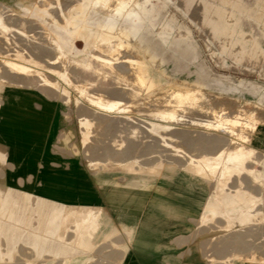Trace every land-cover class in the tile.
Listing matches in <instances>:
<instances>
[{
    "label": "rangeland",
    "instance_id": "374dc122",
    "mask_svg": "<svg viewBox=\"0 0 264 264\" xmlns=\"http://www.w3.org/2000/svg\"><path fill=\"white\" fill-rule=\"evenodd\" d=\"M83 1L20 0L18 2H28V4L24 7H15V10L0 3V38H2L0 39V49H2V51L0 50V63L4 64L2 66L0 64V83L3 77L1 73L6 69L9 70V73L11 71L10 77L16 78L20 75V79L28 78V85L31 89L64 102L62 104L66 107L65 117L69 122L74 123V130L70 129V142L66 144L67 138L70 136H67L61 142L66 144L67 151H72L81 156L94 171H98L95 180L101 186H105L107 183L116 184L120 173L124 176L125 182L123 185L133 183L136 189L137 187L147 186L149 182L157 180L158 176L163 173L166 156L172 157L174 160L189 157L192 162L198 161L197 170L199 169L198 171L201 173L215 174L219 172L220 175H232L234 172L236 174L244 172L254 174L255 171L257 175L264 173V158L258 156L251 146V142L259 136L260 125L264 121V0H149L146 2V7L150 9V13L147 15L137 8L140 10L141 20L136 19L138 28L133 30L129 28L130 25L127 26V11L120 12L117 15L113 11L103 12L101 5H95L94 0H89L90 9L88 15L85 16L87 21L82 22L80 19L78 23L76 22V28L72 27L71 22H68L70 20L69 16H73L78 9H76L77 4ZM117 1L119 0H105V2ZM139 1L141 0H124V2L132 3V6L126 5L125 7H136V2ZM109 9H111V6ZM22 14L28 20L25 21L26 18L22 17ZM12 16L15 17V20ZM18 18L22 22H17L19 21ZM108 21L115 22L117 27L125 25V30L120 32L116 30L110 32L109 30L108 33L107 29L103 28ZM11 22L18 24H12ZM67 26L70 29L68 33L64 31ZM43 27L44 32H42ZM163 35L168 38L167 41L163 39ZM3 36L7 39L5 38V40ZM146 40L149 41L150 48H140L138 42H145ZM121 42L124 43L122 46L119 44ZM97 47L104 50L114 47L118 54L112 59L96 58L95 54H100V51L96 49ZM40 49L42 52H40ZM102 53L111 55L106 51ZM121 56L127 61L126 65L130 70L129 72L122 65L120 66L121 69L115 65L117 62L120 63L124 60ZM103 63L109 65L105 66ZM113 65L115 66L113 67ZM4 66L8 68L4 69ZM109 66L112 67L111 70H109ZM15 71H18L19 74L17 75ZM125 71L127 75H125ZM13 74H16V77ZM140 74L144 76V79L141 80ZM99 78L101 79L99 80ZM152 78H158L159 82L150 85L149 82L152 81ZM185 79L189 81H185ZM196 86L201 87V89L197 90ZM119 87L129 88V92L132 94L128 93L127 89ZM178 90L181 91L179 93L174 92ZM183 91H185L184 94ZM125 92L130 96H124L123 93ZM193 94H197V96ZM117 95L122 98L116 99ZM131 95L135 96L132 97ZM176 99L179 100L176 101ZM147 100L149 104H146L148 103ZM136 101H139L138 104H140L138 105ZM119 104L122 107H118ZM136 105L138 106L136 107ZM164 105H167V107ZM173 105L176 107L173 108ZM189 105H191L190 108ZM145 106L148 108H145ZM220 110L223 112H220ZM249 112L255 118L252 123L251 121L243 122L245 119H242L244 116L240 113ZM175 115H177V118H175ZM209 116L212 117L211 120ZM222 116L227 117V120L223 119ZM228 116L237 120L232 123ZM126 120H129V122ZM138 120L140 121L138 122ZM148 121L158 127L151 126V124L149 126ZM211 121H215L216 124L221 122L222 125L219 124L218 129L214 131L216 124ZM223 125L224 129L222 128ZM219 126L223 130H219ZM164 131H167V134ZM234 132H238V134H234ZM240 132L243 134L240 135ZM223 134L225 135L223 136ZM218 136L219 140H217ZM226 136L227 140L230 136L228 145L233 143L231 141H234L233 147H231L232 144L230 148L228 147L227 141H225ZM233 136L234 138L237 137L238 142L242 141L240 143L236 141V145ZM223 137L225 140L221 141ZM118 139L119 141H117ZM106 148H108L107 151ZM207 148L210 152L206 150V154L204 149ZM109 150L110 152H108ZM237 151L240 154L242 153V156L239 159H233L234 155L238 153ZM2 153L3 150L0 147V158L3 157ZM200 153L202 155H195ZM211 156L213 157L211 158ZM104 159L106 160L104 161ZM252 160H255L254 163H252ZM212 166L215 168L213 169ZM256 168L259 170H255ZM2 176L3 171L0 169V177ZM108 180L109 182H107ZM140 181L144 183L141 185V183H138ZM136 193L137 203L146 197L144 193ZM108 194L110 193L106 191V195ZM260 198L253 199L252 206L261 210ZM27 203L23 200V209H20L12 217L13 220H18L19 224L18 226L17 224L11 225L22 226V232L18 233L15 229L8 230V224H5L1 230L7 240L2 239L0 241L4 246L0 245V264H71L74 257L79 258L77 264H131L133 263L132 254L129 253L128 244L132 243L137 251L141 250L134 230L139 215L136 207L131 215L132 219L130 217L129 220L123 221L119 215L122 206H111L112 209L116 210L118 214L117 221L127 237V242L120 244L117 242L122 239V235L113 225H107L103 228L100 227V225H103L102 223L91 221L90 211L92 210L90 206L87 210L81 208L82 210L79 209L75 213L76 208L60 202L59 216L56 214L54 220L51 211L54 205L55 208L58 206L57 202L53 203V201L42 197H38L36 201L33 197L32 204H37L33 209ZM145 214H147V211ZM81 219L84 220L83 225L87 229L83 238L79 236L80 232L76 230V222ZM25 225L26 228H24ZM28 231H35L42 236L46 235L51 241L43 248L42 241H29L26 236ZM7 233L10 234V239L7 238ZM86 235H90V237ZM20 237L22 242L18 246L12 245ZM87 238L88 240L89 238L93 239L88 242ZM90 243H92V246ZM122 251L124 252L122 253Z\"/></svg>",
    "mask_w": 264,
    "mask_h": 264
},
{
    "label": "crops",
    "instance_id": "0c3cea01",
    "mask_svg": "<svg viewBox=\"0 0 264 264\" xmlns=\"http://www.w3.org/2000/svg\"><path fill=\"white\" fill-rule=\"evenodd\" d=\"M0 1L12 9L28 4L18 2L20 0ZM142 3L136 2V7H125V4L116 2H102L100 5L103 12L113 11L115 15L127 11V26L133 30L138 28L136 19L141 20L138 9ZM76 9L68 21L74 28L80 19L87 21L89 0L79 2ZM143 13L148 15L150 10ZM21 16L28 20L23 14ZM103 28L108 33L109 30L120 32L125 30V25L117 27L115 22L108 21ZM64 31L68 33L69 26ZM163 39L168 40L164 35ZM138 46L148 49L150 43L146 40L138 42ZM1 75L0 147L3 157L0 158V169L3 176L0 177V241L7 240L1 231L5 224L18 226L19 221L12 217L23 209V200L33 209L37 204H32V198L37 201L42 197L57 202L58 206L55 208L54 205L51 211L54 220L60 211V202L74 208L95 206L101 209L123 234L117 243L125 244L127 237L117 221L116 210L111 208L120 205L117 192L122 188L117 186L123 185L124 176L120 173L116 184L101 186L95 180L98 171H94L81 156L66 150L74 123L65 117L64 102L31 89L28 78L10 77L8 70ZM67 136L70 137L66 144H62L61 140ZM251 146L258 156L264 158V121ZM206 150L210 151L207 148L204 152ZM198 165L189 157L174 160L166 156L163 173L158 179L135 189L146 197L136 205L139 215L135 235L141 250L137 251L134 244H128L131 264H264V173L262 176L246 172L205 174L198 172ZM106 191L110 194L106 195ZM257 197H261V210L252 206ZM20 242L21 237L12 245L18 246Z\"/></svg>",
    "mask_w": 264,
    "mask_h": 264
},
{
    "label": "bare ground",
    "instance_id": "6f19581e",
    "mask_svg": "<svg viewBox=\"0 0 264 264\" xmlns=\"http://www.w3.org/2000/svg\"><path fill=\"white\" fill-rule=\"evenodd\" d=\"M102 1L105 2V0H94V2H95L96 4H101ZM119 1H121V2H119ZM119 1L116 2V3H119V5H122V3H123V4H125V6H126V5H130V6H132V3H131V2H124V0H119ZM147 1H149V0H141V1H139V2H144V3L141 4L140 8H141V10H143V11H145V12H147L148 10H150V9H148V8L146 7V2H147ZM109 4H110V2H109ZM102 8H103V7H102ZM3 9H4V8H3ZM103 11H104V10H103ZM12 12H13V11H12ZM101 12H102V11H101ZM9 13L12 14L11 12H9ZM9 13H8V14H9ZM118 14H119V13H118ZM3 15H4V14H3ZM5 16H6V15H5ZM8 16H9V15H8ZM15 16H16V15H15ZM17 16H18V15H17ZM17 16H16V17H17ZM19 16H20V15H19ZM19 16H18V17H19ZM12 17H13L14 20H15V17H14V16H12ZM20 17H21V16H20ZM66 17H68V16H66ZM5 18H6V17H5ZM5 18H4V19H5ZM8 18H10V17H8ZM65 19H66V18H65ZM7 20H8V19H7ZM14 20H13V21H14ZM18 20H19V21H17V22H20V21H21L19 18H18ZM24 20L26 21V19H24ZM8 21H9V20H8ZM11 21H12V20H11ZM21 22H22V21H21ZM5 23H6V22H5ZM7 23H8V22H7ZM9 23H10V22H9ZM11 23H12V22H11ZM12 24H18V23H15V22H14V23H12ZM8 25H9V24H8ZM13 26H14V25H13ZM17 26H19V25H17ZM31 27H32V26H31ZM40 27H41V26H40ZM17 28H18V27H17ZM22 28H23V26H22ZM29 28H30V27H29ZM24 29H26V28H24ZM43 30H44V27H43V29H42V32H44ZM0 31H1V30H0ZM3 31H5V30H3ZM15 32H17V31H15ZM12 33H13V31H12ZM7 34H8V33H7ZM9 34H10V33H9ZM1 37H2V36H1ZM3 37H4V39L6 38L5 36H3ZM15 37H16V36H15ZM20 37H21V35H20ZM47 37H48V36H47ZM50 37H51V36H50ZM54 37H55V36H54ZM9 38H10V37H9ZM9 38H8V39H9ZM11 38H12V37H11ZM0 39H2V38H0ZM6 39H7V38H6ZM6 39H5V40H6ZM13 39H14V38H13ZM13 39H12V40H13ZM107 39H108V38H107ZM5 40H4V41H5ZM16 40H17V39H16ZM51 40H52V39H51ZM54 40H56V39H54ZM4 41H3V42H4ZM105 41H106V40H105ZM0 42H1V41H0ZM5 42H6V41H5ZM5 42H4V43H5ZM19 42H20V41H19ZM23 42H24V41H23ZM6 43H7V42H6ZM8 43H9V42H8ZM1 44H3V43H1ZM48 44H49V43H48ZM51 44L53 45V43H51ZM119 44H120V46H122V44H124V43L121 42V43H119ZM9 45H10V44H9ZM20 45H21V44H20ZM100 45H101V44H100ZM103 46H104V45H103ZM1 48H2V45H1ZM3 48H4V47H3ZM123 48H124V47H123ZM9 49H10V48H9ZM96 49H97L98 51H100V54H99V53L95 54L96 58H100V57H101V58H106V59H107V58H108V59H109V58L112 59V58H114V57L118 54V53H116V49H115L114 47L111 48V49H107V50L100 49V48H98V47H97ZM0 50L2 51V49H0ZM28 50H29V49H28ZM104 51L111 53V55H104L105 53H102V52H104ZM31 52H32V51H31ZM40 52H42L41 49H40ZM156 52H157V51H156ZM29 53H30V52H29ZM157 53H158V52H157ZM33 55H34V54H33ZM43 55H44V54H43ZM54 55H55V54H54ZM5 56H6V55H5ZM45 56H46V55H45ZM124 57H125V56H124ZM129 57H130V56H129ZM153 57H154V56H153ZM8 58H9V57H8ZM39 58H40V57H39ZM54 58H55V57H54ZM121 58H123V56H121ZM111 59H110V60H111ZM119 59H120V58H119ZM119 59H118V61H119ZM123 59H124V58H123ZM127 60H128V59H127ZM0 61H1V60H0ZM100 61H101V60H100ZM111 61H112V60H111ZM120 61H121V60H120ZM92 62H93V61H92ZM126 62H127V61L124 59L122 62H120V63L117 62L116 64H115V63H114V64L117 66V68L120 67V66L122 65V67H123L126 71L129 72L130 70H129V68H128L127 65H126ZM141 62H142V61H141ZM60 63H61V62H60ZM111 63H112V62H111ZM0 64H1V66H2L3 63H0ZM47 64H48V63H47ZM99 64H101V63H99ZM103 64H104V63H103ZM105 64H106V63H105ZM105 64H104V65H105ZM3 65H4V64H3ZM22 65H23V64H22ZM57 65H58V64H57ZM59 65H60V64H59ZM101 65H102V64H101ZM108 65H109V64H108ZM108 65H105V66H108ZM115 65H113V67H114ZM1 66H0V67H1ZM53 66H54V64H53ZM95 66H96V65H95ZM105 66H104V67H105ZM110 66H111V65H110ZM110 66H109V68H110ZM6 67H7V66H4V69H5ZM97 67H98V66H97ZM101 67H102V66H101ZM101 67H100V68H101ZM7 68H8V67H7ZM10 68H11V66H10ZM15 68H16V67H15ZM22 68H23V67H22ZM107 68H108V67H107ZM111 68H112V67H111ZM111 68H110L109 70H111ZM115 68H116V67H115ZM12 69H14V68H12ZM16 69H17V68H16ZM102 69H103V68H102ZM105 69H106V68H105ZM120 69H121V67H120ZM131 69H132V68H131ZM5 70H6V69H5ZM5 70H4V71H5ZM98 70H99V69H98ZM112 70L114 71V68H113ZM1 71H2V68H1ZM4 71H3V72H4ZM8 71H9V70H8ZM92 71H93V70H92ZM116 71H117V70H116ZM126 71H125V73H126ZM133 71H134V70H133ZM138 71H139V70H138ZM15 72H16V71H15ZM17 72H18V71H17ZM17 72H16V74L18 75L19 72H18V73H17ZM97 72H98V71H97ZM119 72H120V71H119ZM121 72H122V71H121ZM10 73H11V71H10ZM113 73H114V72H113ZM1 74H2V73H1ZM11 74H12V73H11ZM16 74H13V75H15V77H16ZM75 74H76V73H75ZM91 74H92V73H91ZM7 75H8V74H7ZM13 75H12V76H13ZM94 75H95V74H94ZM99 75H100V74H99ZM125 75H127V73H126ZM132 75H133V74H132ZM31 76H32V75H31ZM96 76H97V75H96ZM101 76H102V75H101ZM112 76H113V75H112ZM129 76H130V75H129ZM129 76H128V77H129ZM139 76H140L141 80L144 79V76H143V75L140 74ZM18 77L20 78V75H19ZM102 77H103V76H102ZM102 77H101V78H102ZM104 77H105V76H104ZM119 77H120V76H119ZM122 77H123V76H122ZM9 78H10V77H9ZM9 78H8V79H9ZM93 78H94V77H93ZM101 78H99V80H100ZM83 79H84V78H83ZM91 79H92V77H91ZM103 79H104V78H103ZM106 79H107V78H106ZM112 79H113V78H112ZM131 79H133V78H131ZM135 79H136V78H135ZM135 79H134V80H135ZM113 80H114V79H113ZM125 80H126V79H125ZM141 80H140V81H141ZM28 81H29V80H28ZM110 81H111V80H110ZM117 81H118V80H117ZM8 82H9V81H8ZM83 82H84V81H83ZM119 82H120V81H119ZM119 82H118V83H119ZM135 82H136V81H135ZM157 82H159V79H158V78H157V79H156V78H155V79L152 78V81H150L149 84H150V85H154V83H157ZM142 83H143V82H142ZM184 83L190 84V83H188V82H184ZM5 84H6V83H5ZM87 84H88V83H87ZM99 84H101V83H99ZM123 84H124V83H123ZM117 85H118V84H117ZM136 85H137V84H136ZM171 85H172V84H171ZM110 86H111V85H110ZM125 86H126V84H125ZM146 86H147V85H146ZM163 86H164V85H163ZM46 87H47V86H46ZM102 87H103V86H102ZM149 87H150V86H149ZM48 88H49V87H48ZM97 88H98V87H97ZM110 88H111V87H110ZM119 88H122V87H119ZM134 88H135V87H134ZM134 88H133V89H134ZM164 88H165V87H164ZM51 89H52V88H51ZM101 89H102V88H101ZM116 89H117V88H116ZM122 89H127V90H128V93H131V92H129V88H125V87H124V88H122ZM122 89H121V90H122ZM135 89H136V88H135ZM181 89H182V88H181ZM196 89L199 90V89H201V88L198 87V86H196ZM55 90H56V89H55ZM55 90H54V91H55ZM93 90H94V89H93ZM161 90H163V89H161ZM165 90H166V89H165ZM51 91H53V90H51ZM94 91H95V90H94ZM101 91H102V90H101ZM122 91H123V90H122ZM124 91H125V90H124ZM138 91H139V90H138ZM143 91H144V86H143ZM155 91H156V90H155ZM180 91H181V90L174 91V92H175V93H179ZM132 92H133V91H132ZM157 92H158V91H157ZM55 93H56V92H55ZM96 93H98V92H96ZM113 93H114V92H113ZM113 93H111V94H113ZM125 93H126V92H125ZM125 93H123L124 96H125V95H129L128 93H126V94H125ZM143 93H144V92H143ZM155 93H156V92H155ZM155 93H154V94H155ZM184 93H185V91H183V94H184ZM114 94H115V93H114ZM123 94H122V95H123ZM131 94H132V93H131ZM138 94H139V93H138ZM156 94H157V93H156ZM170 94H171V93H170ZM208 94H209V93H208ZM58 95H59V94H58ZM115 95H116V94H115ZM140 95H141V94H140ZM151 95H152V94H151ZM171 95H172V94H171ZM188 95H189V94H188ZM193 95H194V96H197V94H193ZM117 96H118V95H117ZM120 96H121V94H120ZM120 96H118L116 99H118ZM129 96H130V95H129ZM131 96L133 97V96H135V95H131ZM211 96H212V95H211ZM127 97H128V96H127ZM144 97H145V96H144ZM207 97H208V96H207ZM121 98H122V97H120V99H121ZM130 98H131V97H130ZM139 98H140V97H139ZM173 98H174V97H173ZM128 99H129V98H128ZM140 99H141V98H140ZM146 99H147V98H146ZM154 99H155V98H154ZM170 99H171V97H170ZM192 99H193V98H192ZM142 100H143V99H142ZM152 100H153V99H152ZM172 100H173V99H172ZM178 100H179V99H178ZM178 100L176 99V101H178ZM183 100H184V99H183ZM186 100H187V99H186ZM186 100H185V101H186ZM188 100H189V98H188ZM198 100H199V99H198ZM207 100H208V99H207ZM119 101H120V100H119ZM122 101H123V100H122ZM126 101H127V100H126ZM128 101H131V100H128ZM144 101H145V99H144ZM147 101H148V100H147ZM153 101H156V100H153ZM153 101H152V102H153ZM167 101H169V100H167ZM170 101H171V100H170ZM173 101H174V100H173ZM173 101H172V102H173ZM190 101H191V100H190ZM193 101H194V100H193ZM210 101H211V100H210ZM133 102H134V101H133ZM136 102H137V101H136ZM138 102H139V101H138ZM138 102H137V104H138ZM140 102H141V101H140ZM150 102H151V101H150ZM157 102H158V101H157ZM162 102H163V100H162ZM183 102H184V101H183ZM195 102H196V101H195ZM85 103H86V102H85ZM128 103H129V102H128ZM153 103H154V102H153ZM159 103H160V102H159ZM170 103H171V102H170ZM170 103H169V104H170ZM176 103H177V102H176ZM188 103L190 104V102H188ZM206 103H207V102H206ZM95 104H96V103H95ZM110 104H111V103H110ZM124 104H125V102H124ZM139 104H140V103H139ZM139 104H138V105H139ZM146 104H149V101H148V103H146ZM151 104H152V103H151ZM151 104H150V106H152ZM173 104H174V102H173ZM178 104H179V103H178ZM181 104H182V103H181ZM185 104H186V103H185ZM192 104H193V102H192ZM197 104H198V101H197ZM209 104H210V103H209ZM211 104H212V103H211ZM119 105H120V106H119ZM119 105H118V107H122L121 104H119ZM138 105H136V107H137ZM162 105H163V103H162ZM162 105H161V106H162ZM171 105H172V104H171ZM175 105H176V104H175ZM175 105H173V108H174ZM207 105H208V104H207ZM101 106H102V105H101ZM116 106H117V105H116ZM128 106H129V105H128ZM141 106H142V105H141ZM147 106L150 107L149 105H147ZM156 106H157V105H156ZM164 106L167 107V105H164ZM169 106H170V105H169ZM176 106H177V105H176ZM176 106H175V107H176ZM190 106H191V105H189L188 107L190 108ZM113 107H114V105H113ZM113 107H112V108H113ZM130 107H131V106H130ZM130 107H129V108H130ZM132 107H133V106H132ZM132 107H131V108H132ZM148 107L145 106V108H148ZM153 107H154V104H153ZM153 107H152V108H153ZM165 107H164V108H165ZM185 107H187V106H185ZM188 107H187V108H188ZM196 107H197V106H196ZM202 107H203V106H202ZM85 108H86V107H85ZM87 108H88V107H87ZM108 108H109V107H108ZM114 108H115V107H114ZM126 108H127V106H126ZM152 108H151V109H152ZM154 108H155V107H154ZM157 108H158V107H157ZM160 108H161V107H160ZM162 108H163V107H162ZM162 108H161V109H162ZM171 108H172V106H171ZM205 108H206V107H205ZM12 109H13V108H12ZM134 109H135V108H134ZM134 109H133V110H134ZM168 109H169V108H168ZM184 109H185V108H184ZM207 109H208V107H207ZM91 110H92V109H91ZM120 110L122 111L121 108H120ZM145 110H147V109H145ZM145 110H144V111H145ZM153 110H154V109H153ZM171 110H173V109H171ZM178 110H179V109H178ZM223 110H224V108H223ZM81 111H82V110H81ZM109 111H110V110H109ZM117 111H118V110H117ZM148 111H149V109H148ZM10 112H11V111H10ZM91 112H92V111H91ZM107 112H108V111H107ZM125 112H126V111H125ZM146 112H147V111H146ZM146 112H145V113H146ZM177 112H178V111H177ZM199 112H200V111H199ZM206 112H207V111H206ZM208 112H209V111H208ZM216 112H217V111H216ZM220 112H223V111L220 110ZM220 112H219V115H220ZM237 112H238V111H237ZM243 112H244V111H243ZM92 113H93V112H92ZM166 113H167V112H166ZM179 113H180V112H179ZM202 113H203V112H202ZM209 113H210V112H209ZM211 113H212V112H211ZM79 114H80V113H79ZM148 114H149V113H148ZM148 114H146V115L148 116ZM177 114H178V113H177ZM224 114H225V113H224ZM28 115H29V114H28ZM92 115H93V114H92ZM149 115H150V114H149ZM152 115H153V114H152ZM168 115H169V114H168ZM225 115H226V114H225ZM225 115H224V116H225ZM237 115H238V114H237ZM240 115H242V116L245 117V118H244V117L242 118V119H245V121H243V122H247V121L250 122V121H251V123H252L253 119L255 118L254 115H253L252 113H250V112H249V113H240ZM147 116H145V117H147ZM150 116H151V115H150ZM156 116H157V114H156ZM175 116H176V117H175ZM175 116H174V117L177 118V115H175ZM211 116H212V115H211ZM242 116H241V117H242ZM26 117H27V116H26ZM107 117H108V116H107ZM117 117H118V116H117ZM153 117H154V116H153ZM162 117H163V116H162ZM178 117H180V116H178ZM214 117H215V116H214ZM218 117H220V116H218ZM222 117H223V116H222ZM228 117H229V116H228ZM230 117H231V116H230ZM230 117H229V119H231V122H232V123H234L235 120H237V119H232V118H230ZM238 117H239V116H238ZM238 117H236V118H238ZM104 118H105V117H104ZM209 118H210V116H209ZM234 118H235V117H234ZM97 119H98V118H97ZM108 119H109V118H108ZM117 119H118V118H117ZM145 119H146V118H145ZM166 119H167V118H166ZM166 119H165V120H166ZM173 119H174V118H173ZM193 119H194V118H193ZM211 119H212V117L210 118V120H211ZM221 119H222V118H221ZM223 119H226V120H227V117H226V118L223 117ZM239 119H241V118H239ZM122 120H123V119H122ZM162 120H163V119H162ZM168 120H169V119H168ZM170 120H171V119H170ZM213 120H214V119H213ZM85 121H87V120H85ZM96 121H97V120H96ZM114 121H115V120H114ZM117 121H118V120H117ZM117 121H116V122H117ZM123 121H124V120H123ZM126 121L129 122V120H126ZM126 121H125V122H126ZM139 121H140V120H138V122H139ZM149 121H151V120H149ZM149 121H148V122H149ZM207 121H209V119H207ZM224 121H225V120H224ZM224 121H223V122H224ZM102 122H103V121H102ZM111 122H112V120H111ZM193 122H194V120H193ZM203 122H204V121H203ZM211 122H214V124H216L215 121H211ZM219 122H220V121H219ZM226 122H228V121H226ZM231 122L229 121L230 126H231ZM243 122H242V124H244ZM9 123H10V122H9ZM134 123H137V122H134ZM144 123H145V122H144ZM151 123H152V122H149L148 125L150 126ZM194 123H195V122H194ZM198 123H199V122H198ZM20 124H21V123H20ZM28 124H29V123H28ZM103 124H104V123H103ZM122 124H123V123H122ZM124 124H125V123H124ZM138 124H139V123H138ZM146 124H147V123H146ZM190 124H191V123H190ZM199 124H200V123H199ZM201 124H202V123H201ZM209 124H210V123H209ZM209 124H208V125H209ZM214 124H213V125H214ZM219 124H221V122H220ZM219 124H218V122H217L216 127H217ZM242 124L239 125V126L241 127ZM25 125H26V124H25ZM126 125H127V124H126ZM129 125H130V124H129ZM134 125H135V124H134ZM140 125H141V124H140ZM152 125H153V124H151V126H152ZM162 125H163V124H162ZM195 125H196V124H195ZM221 125H222V124H221ZM221 125H220V126H221ZM236 125H237V124H236ZM28 126H29V125H28ZM107 126H108V125H107ZM122 126H125V125H122ZM122 126H121V127H122ZM132 126H133V125H132ZM153 126H154V125H153ZM155 126H157V125H155ZM155 126H154V127H155ZM167 126H168V125H167ZM198 126H199V125H198ZM210 126H212V125H210ZM220 126H219V128H220L219 130H223V129H224V125H223V127H222L223 129H221ZM244 126H245V125H244ZM246 126H247V125H246ZM248 126H249V125H248ZM251 126H253V125H251ZM101 127H103V126L101 125ZM105 127H106V126H105ZM112 127H113V126H112ZM157 127H158V126H157ZM157 127H156V128H157ZM204 127H205V126H204ZM206 127H207V126H206ZM212 127H215V126H212ZM216 127H215V130H214V131H216V129H218V127H217V128H216ZM233 127H234V126H233ZM236 127H237V126H236ZM236 127H235V128H236ZM9 128H12V127H9ZM95 128H96V127H95ZM97 128H98V127H97ZM137 128H138V126L136 127V129H137ZM210 128H211V127H210ZM231 128H232V126H231ZM244 128H245V127H244ZM17 129H18V128H17ZM104 129H105V128H104ZM109 129H110V128H109ZM136 129H135V130H136ZM172 129H173V127H172ZM207 129H208V128H207ZM227 129H228V128H227ZM229 129H230V128H229ZM242 129H243V128H242ZM242 129H241V130H242ZM249 129H250V127H249ZM24 130H25V129H24ZM24 130H23V131H24ZM120 130H121V129H120ZM132 130H133V127H132ZM135 130H134V131H135ZM230 130H231V129H230ZM258 130H259V129H258ZM17 131H18V130H17ZM121 131H122V130H121ZM128 131H129V130H128ZM130 131H131V130H130ZM142 131H143V130H142ZM211 131H212V130H211ZM225 131H226V129H225ZM225 131H224V133H225ZM227 131L229 132V130H227ZM234 131H235V129H234ZM255 131H256V130H255ZM255 131H253V132H255ZM12 132H13V131H12ZM31 132H32V131H31ZM161 132L163 133V131H161ZM164 132H165V131H164ZM166 132H167V131H166ZM166 132H165V133H166ZM169 132H170V130H169ZM208 132H209V131H208ZM219 132H220V131H219ZM238 132H239V131H238ZM238 132H237V133L234 132V134H235V133L238 134ZM243 132H245V131H243ZM18 133H19V132H18ZM29 133H30V132H29ZM132 133H133V132H132ZM134 133H135V132H134ZM165 133H164V134H165ZM210 133H211V132H210ZM221 133H223V131H221ZM255 133H256V132H255ZM25 134H26V133H25ZM149 134H150V133H149ZM166 134H167V133H166ZM168 134H169V133H168ZM215 134H217V133H215ZM227 134H228V133H227ZM227 134H226V135H227ZM242 134H243V133H242ZM242 134H241V132H240V135H242ZM253 134H254V133H253ZM256 134H257V133H256ZM23 135H24V133H23ZM27 135H28V134H27ZM30 135H31V134H30ZM113 135H114V134H113ZM170 135H171V134H170ZM224 135H225V134H223V136H224ZM232 135H233V134H232ZM18 136H19V135H18ZM153 136H155V135H153ZM200 136H201V135H200ZM216 136H217V135H216ZM216 136H215V138H216ZM220 136H221V135H220ZM245 136H246V135H245ZM229 137H230V136H228V140H229ZM254 137H255V136H254ZM26 138H27V137H26ZM26 138H25V141H27ZM110 138H111V137H110ZM110 138H109V139H110ZM211 138H213V137H211ZM233 138H234V136H233ZM236 138H237V137H236ZM236 138H234V139H235V142L237 141ZM247 138H248V136H247ZM12 139H13V138H12ZM15 139H16V138H15ZM18 139H20V136L18 137ZM29 139H30V136H29ZM83 139H84V138H83ZM120 139H121V138H120ZM154 139H155V138H154ZM168 139H169V138H168ZM209 139H210V138H209ZM209 139H208V140H209ZM213 139H214V138H213ZM219 139H220V138H219V136H218L217 140H219ZM221 139H222V138H221ZM248 139H249V138H248ZM250 139H252V138H250ZM37 140H38V139H37ZM114 140H115V139H114ZM211 140H212V139H211ZM224 140H225V139H224V137H223V140H221V141H224ZM228 140H227V136H226V140H225V141H227V142H226L227 145H228V143L230 142V140H229V141H228ZM246 140H247V139H246ZM28 141L31 142L30 140H28ZM117 141H119V139H118ZM122 141H123V140H122ZM200 141H201V140H200ZM214 141H215V140H213V142H214ZM241 141H242V140H241ZM241 141H240V142H241ZM247 141H248V140H247ZM247 141H246V142H247ZM20 142H21V141H19V143H20ZM35 142H36V141H35ZM133 142H134V141H133ZM213 142H212V143H213ZM231 142L234 143V141H231ZM237 142H238V141H237ZM237 142L235 143L236 145H237ZM240 142H238V143H240ZM23 143H24V142H23ZM121 143H122V142H121ZM135 143H136V142H135ZM146 143H147V142H146ZM215 143H216V141H215ZM224 143H225V142H224ZM233 143H231L232 145L230 144L231 147H233ZM247 143H248V142H247ZM249 143H250V142H249ZM20 144H21V143H20ZM24 144H26V143H24ZM87 144H88V142H87ZM101 144H102V143H101ZM105 144H106V143H105ZM114 144H115V143H114ZM118 144H119V143H118ZM139 144H140V143H139ZM139 144H138V145H139ZM151 144H152V143H151ZM158 144H159V143H158ZM178 144H179V143H178ZM210 144H211V143H210ZM220 144H221V143H220ZM235 144H234V145H235ZM15 145H16V144H15ZM29 145H30V144H29ZM107 145H108V144H107ZM146 145H147V144H146ZM153 145H154V144H153ZM190 145H191V144H190ZM205 145H206V144H205ZM218 145H219V144H218ZM230 145H228L229 148H230ZM243 145H244V142H243ZM210 146H211V145H210ZM238 146H241V145H238ZM238 146H236V147H238ZM19 147H20V146H19ZM25 147H26V146H25ZM32 147H33V146H32ZM86 147H87V146H86ZM88 147H90V146H88ZM117 147H118V146H117ZM117 147H115V148H117ZM134 147H135V146H134ZM153 147H154V146H153ZM217 147H219V146H217ZM247 147H248V146H247ZM247 147H246V149H247ZM28 148H29V147H28ZM100 148H101V147H100ZM111 148H112V147H111ZM135 148H136V147H135ZM155 148H156V147H155ZM229 148H228V149H229ZM92 149H93V148H92ZM107 149H108V148H106V151H107ZM219 149H220V148H219ZM233 149H234V148H233ZM235 149H236V148H235ZM235 149H234V150H235ZM243 149H245V148H243ZM246 149H245V151H246ZM249 149H250V148H249ZM251 149H252V148H251ZM94 150H95V149H94ZM126 150H127V149H126ZM147 150L149 151L148 147H147ZM147 150H146V151H147ZM204 150H205V149H204ZM253 150H254V149H253ZM96 151H97V149H96ZM128 151H129V150H128ZM152 151H153V150H152ZM162 151H163V150H162ZM220 151H221V149H220ZM250 151H251V150H250ZM257 151H258V150H257ZM108 152H110V150H109ZM118 152H119V151H118ZM123 152H124V151H123ZM209 152H210V151H209ZM211 152H212V151H211ZM214 152H215V151L213 150V153H214ZM217 152H218V150H217ZM226 152H227V151H226ZM237 152H238V151H237ZM161 153H162V152H161ZM205 153H206V151H205ZM122 154H123V153H122ZM146 154H147V153H146ZM206 154H207V153H206ZM206 154H204V155H206ZM214 154H215V153H214ZM252 155H253V154H252ZM256 155H257V154H256ZM84 156H85V155H84ZM99 156H102V155H99ZM111 156H112V155H111ZM115 156H116V154H115ZM131 156H132V155H131ZM187 156H188V155H187ZM218 156H219V155H218ZM241 156H242V153L240 154V153L238 152V153H236V154L234 155V158H233V159H239ZM152 157H153V156H152ZM154 157H155V156H154ZM174 157H175V156H174ZM192 157H194V156H192ZM196 157H197V156H196ZM201 157H203V156H201ZM212 157H213V156H211V158H212ZM231 157H232V156H231ZM249 157H250V154H249ZM256 157H257V156H256ZM102 158H103V157H102ZM105 158H106V157H105ZM111 158H112V157H111ZM113 158H114V157H113ZM117 158H118V157H117ZM221 158H222V157H221ZM93 159H94V158H93ZM108 159H109V158H108ZM193 159H194V158H193ZM233 159L231 158V160H233ZM246 159H247V158H246ZM249 159H251V158H249ZM258 159H259V158H258ZM105 160H106V159H104V161H105ZM116 160H117V159H116ZM142 160H143V159H142ZM189 160H190V159H189ZM209 160H210V159H209ZM256 160H257V159H256ZM99 161H100V160H99ZM102 161H103V160H102ZM145 161H146V160H145ZM154 161H155V160H154ZM183 161H184V160H183ZM195 161H196V160H195ZM200 161H201V160H200ZM223 161H224V159H223ZM254 161H255V160H252V163H254ZM127 162H128V161H127ZM131 162H132V160H131ZM193 162H194V161H193ZM196 162H198V161H196ZM206 162H207V161H206ZM219 162H220V161H219ZM245 162H246V161H245ZM262 162H263V161H262ZM262 162H261V164H262ZM126 164H127V163H126ZM128 164H129V163H128ZM221 164H222V163H221ZM246 164H248V163H246ZM179 165H182V164H179ZM183 165H184V164H183ZM206 165H207V164H206ZM210 165H211V164H210ZM219 165H220V164H219ZM219 165H218V167H219ZM250 165H251V164H250ZM262 165H263V164H262ZM128 166H129V165H128ZM213 166H214V164H213ZM213 166H212V167H213ZM220 166H221V165H220ZM227 166H228V165H227ZM245 166H246V165H245ZM251 166H252V165H251ZM129 167H130V166H129ZM133 168H134V167H133ZM139 168H140V167H139ZM214 168H215V167H213V169H214ZM220 168H221V167H220ZM244 168H246V167H244ZM218 169H219V168H218ZM251 169H253V168H251ZM147 170H148V169H147ZM198 170H199V169H198ZM247 170H248V169H247ZM263 170H264V169H263ZM252 171H253V170H252ZM198 172H199V171H198ZM255 172H256V171H255ZM255 172H254V174H255ZM263 172H264V171H263ZM138 173H139V172H138ZM199 173H201V172H199ZM202 173H204V172H202ZM216 173H217V172H216ZM234 173H235V172H234ZM249 173H250V172H249ZM259 173H260V172H259ZM205 174H206V173H205ZM241 174H242V173H241ZM252 174H253V173H252ZM150 175H151V174H150ZM156 176H157V175H156ZM261 176H262V175H261ZM158 177H159V176H158ZM141 178H142V177H141ZM151 178L154 179L153 177H151ZM109 180H110V179H109ZM109 180H108L107 182H109ZM60 181H61V180H60ZM64 182H65V181H64ZM75 182H76V181H75ZM77 182H78V181H77ZM70 183H71V182H70ZM78 183H79V182H78ZM138 183H141V181L138 182ZM138 183H137V184H138ZM142 183H144V182L142 181ZM142 183H141V185H142ZM257 183H258V182H257ZM107 184H109V183H107ZM75 185H76V184H75ZM135 185H136V184H135ZM141 185H140V186H141ZM143 185H144V184H143ZM78 186H79V185H78ZM233 186H234V185H233ZM82 187H83V186H82ZM136 187H137V186H136ZM83 188H84V187H83ZM115 188H116V186H115ZM117 188H122V191L117 192V194H119V196H120V200L118 199L119 202H120L119 204H120V206H122V211H120L121 214H119V215H120V218L123 219V221H127V219H128V220L130 219L132 213L134 212L135 207H137V206H136V205H137L136 203L138 202V200H137V195H135V193H136L137 191L135 190L136 188L133 186V183H131L130 185H122L121 187H118V186H117ZM123 188H124V189H123ZM126 188H127V189H126ZM134 188H135V189H134ZM137 188H138V187H137ZM58 189H59V188H58ZM61 189H62V188H61ZM182 189H183V188H182ZM69 190H70V189H69ZM77 190H78V189H77ZM185 190H186V189H185ZM110 191H111V190H110ZM135 191H136V192H135ZM66 192H67V191H66ZM70 192H71V191H70ZM76 192H77V191H76ZM79 192H80V191H79ZM87 192H88V191H87ZM113 192H114V191H113ZM113 192H112V193H113ZM191 192H192V191H191ZM73 194H74V193H73ZM136 194H137V193H136ZM63 195L65 196V194H63ZM67 195H68V194H67ZM68 196H70V195H68ZM68 196H67V197H68ZM92 196H93V195H92ZM72 197H73V196H72ZM80 197H81V196H80ZM86 197H87V196H86ZM113 197H114V196H113ZM70 198H71V196H70ZM124 198H127V200H125ZM187 198H188V197H187ZM258 198H259V197H258ZM90 199H91V198H90ZM94 199H95V198H94ZM94 199H93L92 201H94ZM260 199H261V198H260ZM116 200H117V199H116ZM136 200H137V201H136ZM111 201H112V200H111ZM256 201H257V200H256ZM73 202H74V201H73ZM89 203H90V202H89ZM252 204H253V202H252ZM79 206H80V205H79ZM79 206H78V207H79ZM254 207H255V206H254ZM73 208H74V207H73ZM81 208H84V210H87V208H89V206H81ZM81 208H78V209L76 208L75 213L78 212L77 210H79V209H81ZM90 208H91V210H92V211H90V213H91V215H92V219H91V221H93V222H97V221H98V222L102 223L103 225H100V227L102 226L103 228H104V226H107V225H109V226H112V225H113V224L111 223L110 219H109V216H108L104 211H102L101 209H99V208H97V207H95V206H93V207L90 206ZM118 209H120V208H118ZM81 210H82V209H81ZM79 212H80V211H79ZM75 213H74V214H75ZM60 215H61V214H60ZM58 216H59V215H58ZM79 217H80V216H79ZM121 219H120V220H121ZM131 219H132V217H131ZM52 220H53V219H52ZM83 221H84V220L81 219V220H78V221L76 222V223H77L76 230H78V231L80 232V233H79V236L82 237V238L85 236V233H86V230H87V229H86V226L83 225ZM223 222H224V221H223ZM125 223H126V222H125ZM219 223H220V222H219ZM88 224H89V223H88ZM88 224H87V225H88ZM92 224H93V223H92ZM132 224H133V222H132ZM132 224H130V225L132 226ZM134 224H135V223H134ZM56 225H57V224H56ZM72 226H74V225H72ZM128 226H129V225H128ZM128 226H127V228H128ZM221 226H222V225H221ZM57 227H58V226H57ZM74 227H75V226H74ZM74 227H73V228H74ZM205 227H206V225H205ZM205 227H204V228H205ZM217 227H218V226H217ZM134 228H135V227H134ZM7 229H8V230H10V229H15V230L18 231V233H21L23 228H21V227H17V226H13V225H9V227H7ZM98 229H99V228H98ZM101 229H102V228H101ZM107 229H108V228H107ZM107 229H106V230H107ZM56 230H57V229H56ZM134 230H135V229H134ZM128 231H130V230L128 229ZM107 232H108V230H107ZM201 232H202V231H201ZM55 233H56V232H55ZM89 233H90V232H89ZM92 233H93V231H92ZM92 233H91V234H92ZM244 233H245V232H244ZM58 234H59V233H58ZM70 234H71V233H70ZM101 234H102V233H101ZM110 234H111V233H110ZM133 234H134V233H133ZM135 234H136V233H135ZM194 234H196V233H194ZM6 235H7V238L10 239V234L7 233ZM122 235H123V234H122ZM26 236H27V238L29 239V241H31V242H37V241H39V240L42 241V243H43V248L45 247V245H47V244L51 241V239H50L48 236H46V235H43V236H42V235L38 234V233L35 232V231H33V232H32V231H28V232L26 233ZM86 236H87V235H86ZM100 236L102 237V235H100ZM197 236H198V235H197ZM239 236H240V235H239ZM57 237H58V236H57ZM87 237H90V235H88ZM109 237H111V236H109ZM130 237H131V236H130ZM132 237H133V236H132ZM146 237H147V236H146ZM102 238H103V237H102ZM73 239H74V237H73ZM84 239H85V238H84ZM90 239H93V238H89V240H90ZM114 239H115V238H114ZM124 239H125V238H124ZM143 239H144V238H143ZM69 240H70V239H69ZM69 240H68V241H69ZM86 240H88V238H87ZM89 240H88V242H89ZM108 240H109V239H108ZM236 240H237V239H236ZM65 241H66V240H65ZM68 241H67V243H68ZM76 241H77V240H76ZM84 241H85V240H84ZM239 241H240V240H239ZM243 241H244V240H243ZM245 241H246V240H245ZM58 242H59V241H58ZM74 242H75V241H74ZM126 242H127V241H126ZM198 242H199V241H198ZM227 242H228V241H227ZM128 243H129V242H128ZM203 243H204V242H203ZM71 244H72V243H71ZM87 244H88V243H87ZM90 244H91V246H92V243H90ZM101 244H102V243H101ZM129 244H131V243H129ZM207 244H208V242H207ZM20 245H21V244H20ZM20 245H19V246H20ZM64 245H65V244H64ZM78 245H79V244H78ZM93 245H94V244H93ZM104 245H105V244H104ZM115 245H116V243H115ZM213 245H214V244H213ZM91 246H90V247H91ZM116 246H117V245H116ZM79 247H80V246H79ZM86 247H87V246H86ZM2 248H3V247H2ZM21 248H22V247H21ZM87 248L89 249V247H87ZM3 249H5V248H3ZM26 249H27V248H26ZM32 249H33V248H32ZM14 250H15V249H14ZM101 250H102V249H101ZM118 250H119V249H118ZM124 250H125V249H124ZM239 250H240V249H239ZM2 251H3V250H2ZM12 251H13V250H12ZM15 251H16V250H15ZM32 251H33V250H32ZM125 251H126V250H125ZM20 252H21V251H20ZM123 252H124V251H122V253H123ZM15 253H16V252H15ZM129 253H130V252H129ZM204 253H205V252H204ZM209 253H211V252H209ZM250 253H251V252H250ZM261 253H262V252H261ZM36 254H37V252H36ZM106 254H107V253H106ZM248 254H249V253H248ZM11 255H13V254L11 253ZM45 255H46V254H45ZM50 255L52 256V254H50ZM90 255H91V254H90ZM207 255H208V254H207ZM213 255H214V254H213ZM1 256H2V255H1ZM218 256H219V255H218ZM6 257H7V256H6ZM18 257H19V256H18ZM65 257H66V256H65ZM127 257H128V256H127ZM122 258H123V257H122ZM255 258H256V257H255ZM62 259H64V258H62ZM62 259H61V260H62ZM70 259H71V258H70ZM78 259H79L78 257H74V258L72 259V261H71V264H77ZM61 260H60V261H61ZM104 260H105V259H104ZM260 260L262 261V259H260ZM41 261H42V260H41ZM55 261H56V260H55ZM35 262H36V261H35ZM16 263H17V262H16ZM29 263H30V262H29ZM32 263H33V260H32ZM3 264H4V263H3ZM5 264H6V263H5ZM12 264H13V263H12Z\"/></svg>",
    "mask_w": 264,
    "mask_h": 264
}]
</instances>
